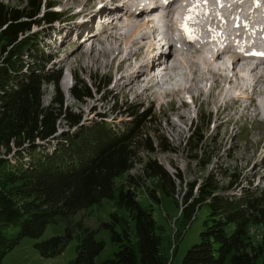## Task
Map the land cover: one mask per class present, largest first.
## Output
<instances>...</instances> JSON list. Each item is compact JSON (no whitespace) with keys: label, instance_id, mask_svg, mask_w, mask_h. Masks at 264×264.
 <instances>
[{"label":"trees","instance_id":"16d2710c","mask_svg":"<svg viewBox=\"0 0 264 264\" xmlns=\"http://www.w3.org/2000/svg\"><path fill=\"white\" fill-rule=\"evenodd\" d=\"M53 5L49 0H25L22 7L14 8L0 0V156L4 155L0 157V264L25 237L36 239L35 247L44 257L60 254L76 237L77 255L70 264H170L167 237L154 209L139 200L141 180L152 176L159 183L146 192L157 202L162 194L175 197L180 180L185 220L192 221L204 204L210 208L200 241L187 250L182 264H258L264 243L247 235V228L264 222V185H254V180L240 184L239 174L232 173L227 186L219 189L213 172L186 181L179 168L174 178L156 158L144 162L139 148L155 153L157 140L145 130L152 123L151 113L141 106L126 104L124 115L137 121L121 128L104 114L85 121L80 113H72L59 88L63 70L50 69L54 57L40 47V33L31 34L35 26L52 25L61 18ZM46 83L55 88L47 105ZM71 93L77 100L91 96L90 87L76 77ZM61 119L71 127L58 134ZM160 143L168 149L166 140ZM139 162L141 173H131ZM124 173H128L127 185L119 186L116 204L128 216L113 211L96 228L72 219L104 199L115 198L116 178ZM62 220L67 221L64 234L42 239L50 224ZM102 229L118 250L113 258L98 263L106 247L96 238Z\"/></svg>","mask_w":264,"mask_h":264},{"label":"rangeland","instance_id":"374dc122","mask_svg":"<svg viewBox=\"0 0 264 264\" xmlns=\"http://www.w3.org/2000/svg\"><path fill=\"white\" fill-rule=\"evenodd\" d=\"M1 1L14 8L17 6L22 7L25 3V0ZM49 1L56 5L55 10L61 13V20L59 19V22L52 25L35 26L34 30H31V34H33V31H38L37 33H40V47L54 57L49 64L50 69L56 71L62 69L63 76L71 72L73 78L75 76L77 80L84 81L90 87L91 96L84 100H77L71 94L72 88H66V80L63 81L62 76L59 88L63 92L65 106L72 113H80L86 119L85 121L96 118L98 114H104L108 116V120L116 123L117 127L121 128L128 121L131 123L137 121L136 118L124 115L126 104L132 105V107L141 106V109H148L151 113L152 123H147L145 130L149 129L153 133V138L157 140L155 145L157 151L155 153L143 150L142 146L139 148L141 149L140 158L144 162L149 157L156 158L174 178H176L174 173L179 168L186 181L199 180L204 175L213 172L220 181L219 189L227 186L228 181H230L229 176L232 173L239 174L238 182L240 184L254 180V185H264V108L259 107L261 103L264 105V92L258 95L261 88L264 90V81L258 82V89L256 88L255 92L251 93V100L237 102L220 98L221 94L222 96L226 94V92H224L225 94L222 92V84L219 87L212 88L213 90L209 93L207 90L211 85L210 83L213 82L212 79H209L208 82L205 81L206 83L203 82L205 86L202 85V94L198 95V92L195 91L194 97L198 95L195 103L193 102V96L185 91L182 94L172 92L166 96L162 95V90L173 87L171 83H165L162 87L149 84L150 87L146 89V84L142 81L145 76L135 86L138 94L125 89L123 91L120 86L125 84L124 80L117 82V79L120 78L123 72H126L129 64L131 65L130 68H134L141 60L131 58L125 63L121 72L117 74L115 73L116 66L126 55L130 57V51L139 49L137 45L133 46L131 42L127 43V48L130 49L128 51L125 42L121 40V53L116 56L113 54V52H117L116 48L114 51H104L109 49L106 34H100L93 40V51L92 43L90 41L83 43L84 41L80 40V36H78L81 33L83 35V33L88 32L91 35L94 32V18L89 28L87 23H84L90 15L98 13L100 10H102L100 12H104L116 7L118 10V5L122 6L119 0ZM231 1L235 2L236 0ZM106 2L109 6L99 9L100 5ZM113 3L118 5L111 6ZM208 3L216 5L215 0H210ZM241 5H245V3H241ZM256 6H259V9L252 19L253 23H258L264 19V6H260L258 2L254 4V7ZM92 17L90 16L88 20H91ZM126 17L127 15L124 16V20L127 24ZM205 20L207 21V18ZM228 20L234 23L232 17H228ZM130 29H133H128V32L131 33ZM126 30V27L125 29L122 27V29L115 32L124 34ZM137 38L138 42L143 41V44L147 42L143 39L140 40L139 36ZM115 45L117 44L114 43ZM91 55L99 57V61L93 63ZM172 63V61L169 62V67L173 66L174 63ZM263 64L260 66V71L264 70ZM182 68L180 69L178 66L176 71H179V69L183 71L184 68ZM243 86L245 87L244 84ZM54 93V86L46 83L43 96L45 105L49 104ZM247 104L250 108L244 111ZM114 105L119 107L115 108ZM218 109L219 114H217ZM180 115L182 118L179 117ZM173 123L178 124L176 126L178 135L173 132ZM57 127L58 134H62L70 130L71 126L64 119H61ZM160 139L166 140L168 149L162 147ZM0 157H4V155L2 154ZM205 160L208 161L204 162ZM141 171L142 164L139 162L130 172L139 174ZM127 174L124 173L116 178L115 198L104 199L100 203L90 206L87 210H82L73 215L72 219H83L85 223L96 228L101 221L109 220L113 211L128 216L127 210L116 204L118 188L126 184ZM157 180L159 179L153 176L141 180V186L138 189L139 200L143 206H152L154 209L158 226L163 229L164 235L167 237L165 246L170 257V264H182L187 250L200 241V232L203 229V223L208 217L210 208L207 204H204L196 211L192 221L185 220L182 215L184 207H182L183 194L181 193L180 180H176L178 187L175 197L162 194L160 195V202L149 198L146 192V188H154L158 185ZM239 187L237 186V189ZM66 226L67 221L64 220L56 224H50L42 239L64 234ZM180 234H183L181 238ZM247 235L253 237L256 242L264 243V222L250 223L247 228ZM96 238L106 242L104 251L97 257V262L100 263L105 259L113 258L118 246L112 243L109 232L102 229L97 232ZM35 242L36 239L25 237L13 250L6 254L2 264H70L77 255L78 240L76 237L60 254L54 257L42 256L36 249ZM263 258L264 255L258 258V264H262Z\"/></svg>","mask_w":264,"mask_h":264},{"label":"bare ground","instance_id":"6f19581e","mask_svg":"<svg viewBox=\"0 0 264 264\" xmlns=\"http://www.w3.org/2000/svg\"><path fill=\"white\" fill-rule=\"evenodd\" d=\"M108 2L100 5L99 9L107 8L109 6L107 5ZM129 2H131L132 5H135L136 8L129 9ZM188 2L189 0H170L165 5L154 6L149 10H146L143 7H137L138 4L136 0H124L122 7H118V10L116 7L115 9H108V11H104V13L109 16L108 23L110 24L113 31L118 30L119 28L122 29L121 26H123L124 29L125 27L127 28L124 34L114 33L113 31L108 32L104 29L102 30V33L100 34H106V37H108L107 40L109 49L104 50L105 52H107V50L114 51V49L116 48L117 52H113V54L118 56L121 53V40L125 42L126 48L127 43L131 42L133 46L135 44L137 45L138 43H141L140 45H137V48L139 49L136 48L137 50L130 51V57L126 55L121 61L118 62V65L116 66L115 73L117 74L121 72L125 63L128 62L131 58L134 57L136 60H141L136 64L134 68H130L131 65L129 64L126 72L122 71L123 73L121 74L120 78L117 79V82L119 80H124L125 84L120 86V88H122L123 91L130 90L138 94L135 86L139 84L140 80L144 76H149V74L152 73L157 66H162L161 75H150L149 84H151L152 86L160 85V87H162L163 85H165V83H171L173 85L171 89H164L161 91L162 95L164 96L172 92L182 94V92L185 91L189 92L193 96V102L195 103L196 97L199 94L203 93L202 87L205 86V81L208 82L209 79L213 80V82L211 83V88L219 87L222 84L223 86L221 87L223 93H229L232 90L239 89H246L247 91L249 88H246V86L251 87V93L255 92L258 82L261 80L264 81V70H261L262 73H260L261 71L259 70L261 68V63H256L254 65L248 64L246 66L243 62L244 59L237 55L236 50L232 49L233 45H231V47L226 46L225 48H223L222 46L215 47L214 45H208L203 41H200L197 44V42L195 41L182 39L181 37L184 46L179 47L178 39L174 37V35L168 36L165 34V36H163L164 45L161 47V49L158 51V48L154 47V37L157 29L156 27H154L155 25L151 23V16L160 11H165L164 18H166L167 21L173 23V15L176 9L178 7L182 8V6L187 4ZM100 11L98 13H101ZM180 12V9L176 11L177 14H180ZM96 13L93 14L94 16L90 15L91 17L93 16L91 20H88V18L90 17L89 16L84 21V23H87L88 28L90 27L93 18L98 14ZM116 13H118L117 16H115ZM126 15L127 24L124 20V16ZM250 16L251 12H248L245 19L247 20ZM216 18L217 17H214L215 20ZM122 22L124 24H120ZM149 23H151V28L148 29V27H150L148 26ZM129 28L133 29L129 30L132 31L131 33L128 32ZM138 32H140L139 35ZM92 34L94 35L92 36ZM92 34L88 35V38L83 43H87L90 41L92 43L93 51V40L96 39V37H98L99 35H96L95 33ZM138 36L140 40L143 39L147 42L145 44H143V41L138 42ZM114 43L117 44L115 45L116 47L114 46ZM127 50L129 51L130 49L127 48ZM90 57L92 58L93 63H97L99 61V57H93L92 55ZM246 60L247 62L250 61V59ZM170 61L174 63H172L173 66L171 67H169ZM178 66L180 68L183 67L184 70L180 71L179 69V71H176ZM142 73L144 74L140 75ZM203 82H205L204 85ZM66 84V87H69L68 81H66ZM243 84L245 85V87L243 86ZM149 87L150 86H148L146 89H148ZM195 91L198 92V95L194 97ZM263 92L264 90L261 88L260 92H258V95ZM220 96H222V94ZM218 111L219 109L217 110V114H219ZM179 117L182 118L181 115ZM177 125V123L172 124L173 132L175 135L179 134L178 129L176 128Z\"/></svg>","mask_w":264,"mask_h":264},{"label":"snow or ice","instance_id":"6c2138e0","mask_svg":"<svg viewBox=\"0 0 264 264\" xmlns=\"http://www.w3.org/2000/svg\"><path fill=\"white\" fill-rule=\"evenodd\" d=\"M199 3H200V0H194V7H193L192 9H189V15H188V17H187L189 20L192 19V15H191V13H192L193 11H195L196 6H197ZM204 3H207V0H204ZM184 27H187V25H184Z\"/></svg>","mask_w":264,"mask_h":264}]
</instances>
